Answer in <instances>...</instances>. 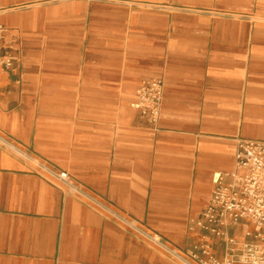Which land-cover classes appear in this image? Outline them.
Returning <instances> with one entry per match:
<instances>
[{
    "label": "crops",
    "instance_id": "1",
    "mask_svg": "<svg viewBox=\"0 0 264 264\" xmlns=\"http://www.w3.org/2000/svg\"><path fill=\"white\" fill-rule=\"evenodd\" d=\"M0 49V264H183L41 165L192 250L215 176L264 141V0H0Z\"/></svg>",
    "mask_w": 264,
    "mask_h": 264
},
{
    "label": "built area",
    "instance_id": "2",
    "mask_svg": "<svg viewBox=\"0 0 264 264\" xmlns=\"http://www.w3.org/2000/svg\"><path fill=\"white\" fill-rule=\"evenodd\" d=\"M11 61L9 56L1 54L0 49V66L10 65ZM162 87L161 80H147L136 93L137 101L133 106L152 123H156L160 115ZM236 161L237 171L231 175V181L227 182L221 175L215 176L212 202L190 228L196 243L188 251L169 245L159 234L144 230L134 221L114 212L74 182L67 172L47 164H42L41 170L56 184L109 212L183 264H264V141H239ZM238 225L242 227L243 245L240 250L235 248L238 238L227 231L229 226ZM216 239L222 240L226 248L221 259L215 254Z\"/></svg>",
    "mask_w": 264,
    "mask_h": 264
},
{
    "label": "rangeland",
    "instance_id": "3",
    "mask_svg": "<svg viewBox=\"0 0 264 264\" xmlns=\"http://www.w3.org/2000/svg\"><path fill=\"white\" fill-rule=\"evenodd\" d=\"M26 6H28V5H26ZM15 7V6H14ZM20 7H25V5H20V6H16V8H20ZM136 103V101L133 103V104H135Z\"/></svg>",
    "mask_w": 264,
    "mask_h": 264
}]
</instances>
